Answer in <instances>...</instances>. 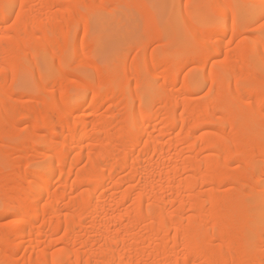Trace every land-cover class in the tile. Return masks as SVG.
<instances>
[{
  "label": "bare ground",
  "instance_id": "1",
  "mask_svg": "<svg viewBox=\"0 0 264 264\" xmlns=\"http://www.w3.org/2000/svg\"><path fill=\"white\" fill-rule=\"evenodd\" d=\"M153 1L0 0V264H264V0Z\"/></svg>",
  "mask_w": 264,
  "mask_h": 264
},
{
  "label": "rangeland",
  "instance_id": "2",
  "mask_svg": "<svg viewBox=\"0 0 264 264\" xmlns=\"http://www.w3.org/2000/svg\"><path fill=\"white\" fill-rule=\"evenodd\" d=\"M146 1L149 3V5L151 7L150 8L151 11L155 12L154 6H155L156 2H154L153 0H146ZM129 22L130 21H124L123 24H119L118 22L114 21V23L112 22V25H110V31L109 32H111V33L113 32L114 34H116V36L113 38L114 49L116 52H119L120 49H122V47H124L126 45V43H125L126 41H124V43H122L121 37H125V39H128V41L131 40L132 42L137 43L138 46L142 42V40L145 38L144 35H142L144 30L141 29L143 26L142 25L140 26V24L138 22V17L136 16L134 21H131L130 23ZM132 22H134V23H132ZM202 92H204V91H202ZM249 231H251V229H249Z\"/></svg>",
  "mask_w": 264,
  "mask_h": 264
}]
</instances>
